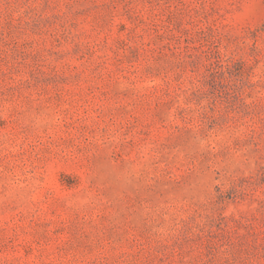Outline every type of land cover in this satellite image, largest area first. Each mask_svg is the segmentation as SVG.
Listing matches in <instances>:
<instances>
[{
  "label": "rangeland",
  "instance_id": "obj_1",
  "mask_svg": "<svg viewBox=\"0 0 264 264\" xmlns=\"http://www.w3.org/2000/svg\"><path fill=\"white\" fill-rule=\"evenodd\" d=\"M0 264H264V0H0Z\"/></svg>",
  "mask_w": 264,
  "mask_h": 264
}]
</instances>
